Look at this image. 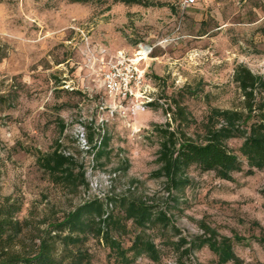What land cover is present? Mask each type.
Returning a JSON list of instances; mask_svg holds the SVG:
<instances>
[{
    "label": "rangeland",
    "instance_id": "rangeland-1",
    "mask_svg": "<svg viewBox=\"0 0 264 264\" xmlns=\"http://www.w3.org/2000/svg\"><path fill=\"white\" fill-rule=\"evenodd\" d=\"M75 1L0 2L6 52L0 62V183L2 195L20 203L18 218L28 222L22 247L33 250L37 238L76 206L127 194L165 211L171 221L144 230L161 259L141 257L133 264H218L208 247L185 251L190 242L198 244L203 226L232 239L238 264H264V170L249 174L244 162L226 181L192 166L179 186L156 175L159 130L202 142L214 109L240 112L248 125L264 115V89L249 111L234 81L240 65L264 78V0H208L184 12L175 0ZM141 47L148 48L149 60L137 62ZM103 51L107 58L123 53L139 63L145 83L135 101L106 94L96 61ZM177 108L184 120L174 119ZM90 136L94 143L109 138L102 155ZM57 143L74 158L75 173L83 170L88 187L71 192L38 166L39 152H52ZM242 143L226 142L240 158ZM124 223L128 233L120 240L129 247L141 229ZM181 238L189 244L179 246ZM77 250L88 264H119L100 239L88 237Z\"/></svg>",
    "mask_w": 264,
    "mask_h": 264
},
{
    "label": "trees",
    "instance_id": "trees-1",
    "mask_svg": "<svg viewBox=\"0 0 264 264\" xmlns=\"http://www.w3.org/2000/svg\"><path fill=\"white\" fill-rule=\"evenodd\" d=\"M4 0H0L2 2ZM126 5H143L142 0H117ZM75 2H81L76 0ZM6 57V52L0 46V62ZM234 81L244 94L248 110L256 100L257 90L264 89V78L254 75L250 69L240 65L234 73ZM2 98H0V101ZM153 106V103L148 104ZM177 105V104H175ZM178 109V108H177ZM175 110L174 119H185L184 112ZM264 109V103L261 106ZM216 118L217 123H214ZM249 118L244 114L230 110L214 109L205 126L202 142H196L185 135L178 136L177 132L159 130L161 144L158 161L161 163L157 176H165L175 186L186 184L180 177L186 169L196 166L203 172H213L218 178L232 180V174L243 169L244 162L254 170H264V115L258 121L249 124ZM64 125L61 126L63 130ZM241 138L243 143L239 149L241 158L231 151L226 142ZM93 136L89 142L92 149L97 150V157L108 147L109 138L100 136L99 143H94ZM61 144L57 143L52 152L40 153L37 157L38 166L50 177L55 184L77 191L81 186H87L85 173L81 170L75 173L76 163L71 155L61 152ZM264 195V190L262 191ZM21 205L12 197L2 195L0 183V264H88L89 260L82 251H75L85 244L88 237L97 238L110 249L119 264H133L139 258L146 257L153 262L161 259V252L155 242L145 233L151 226L168 227L170 218L165 211L155 210L143 198L132 195H105L104 198H93L76 206L59 222L46 230L38 239L34 249L27 251L22 247V235L27 229V221H21L18 214ZM125 221L141 229L134 235L131 245L124 247L120 237L128 233ZM204 235L196 242L180 239V245L189 244L186 253L195 249L208 247L217 257L218 264L239 263L233 249V241L221 237L208 226H203ZM235 240L242 239L235 236ZM264 242V240H259ZM59 246L61 247L59 251Z\"/></svg>",
    "mask_w": 264,
    "mask_h": 264
},
{
    "label": "built area",
    "instance_id": "built-area-1",
    "mask_svg": "<svg viewBox=\"0 0 264 264\" xmlns=\"http://www.w3.org/2000/svg\"><path fill=\"white\" fill-rule=\"evenodd\" d=\"M179 9L184 12L206 3L207 0H175ZM101 58H97L98 76L103 88L110 98L121 100H136L137 91H140L145 83V74L137 67L134 61L119 53L107 58L105 51ZM140 108V106H139Z\"/></svg>",
    "mask_w": 264,
    "mask_h": 264
},
{
    "label": "bare ground",
    "instance_id": "bare-ground-1",
    "mask_svg": "<svg viewBox=\"0 0 264 264\" xmlns=\"http://www.w3.org/2000/svg\"><path fill=\"white\" fill-rule=\"evenodd\" d=\"M147 49L146 47H141V51H138L137 55H140L141 57L137 58L136 61H140V60H149V56L147 55ZM134 61V60H133Z\"/></svg>",
    "mask_w": 264,
    "mask_h": 264
},
{
    "label": "crops",
    "instance_id": "crops-1",
    "mask_svg": "<svg viewBox=\"0 0 264 264\" xmlns=\"http://www.w3.org/2000/svg\"><path fill=\"white\" fill-rule=\"evenodd\" d=\"M207 1H208V0H207ZM207 1H206V3H207ZM206 3H204V4H206ZM204 4H203V5H204ZM203 5H200V6H203ZM200 6H198V7H200Z\"/></svg>",
    "mask_w": 264,
    "mask_h": 264
}]
</instances>
